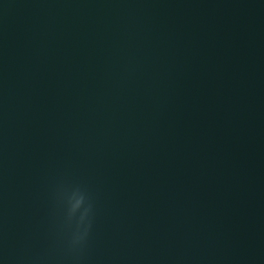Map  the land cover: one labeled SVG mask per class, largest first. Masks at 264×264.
Returning <instances> with one entry per match:
<instances>
[{"label":"water","instance_id":"1","mask_svg":"<svg viewBox=\"0 0 264 264\" xmlns=\"http://www.w3.org/2000/svg\"><path fill=\"white\" fill-rule=\"evenodd\" d=\"M0 264H264V0H0Z\"/></svg>","mask_w":264,"mask_h":264},{"label":"clouds","instance_id":"2","mask_svg":"<svg viewBox=\"0 0 264 264\" xmlns=\"http://www.w3.org/2000/svg\"><path fill=\"white\" fill-rule=\"evenodd\" d=\"M59 198L65 206V219L71 227L72 220L77 210L81 208L85 203V195L78 190L73 193L71 191H62L59 194ZM90 205L84 208V212L81 213L79 219L76 222V226L69 233L68 246L70 250H75L82 245L87 235V229L83 232L80 230V223L84 220L85 215L90 211Z\"/></svg>","mask_w":264,"mask_h":264}]
</instances>
